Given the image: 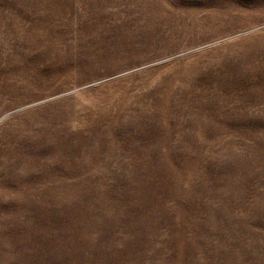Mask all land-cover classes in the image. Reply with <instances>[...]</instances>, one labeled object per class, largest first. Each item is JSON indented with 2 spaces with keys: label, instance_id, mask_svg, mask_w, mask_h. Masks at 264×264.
<instances>
[{
  "label": "rangeland",
  "instance_id": "obj_1",
  "mask_svg": "<svg viewBox=\"0 0 264 264\" xmlns=\"http://www.w3.org/2000/svg\"><path fill=\"white\" fill-rule=\"evenodd\" d=\"M0 264H264V0H0Z\"/></svg>",
  "mask_w": 264,
  "mask_h": 264
}]
</instances>
